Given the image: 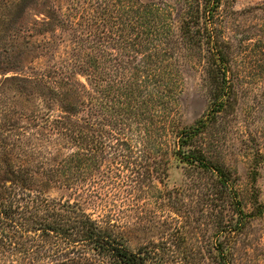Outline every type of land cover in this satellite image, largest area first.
<instances>
[{"label": "rangeland", "instance_id": "374dc122", "mask_svg": "<svg viewBox=\"0 0 264 264\" xmlns=\"http://www.w3.org/2000/svg\"><path fill=\"white\" fill-rule=\"evenodd\" d=\"M133 1L167 10L173 38H180L183 13L193 8V0ZM124 4V0H0V181L12 185L6 172L8 162L25 158L19 145L26 134L50 131L44 119L64 114L73 104L77 109L69 116L78 119L84 130L96 136L93 138L100 130L114 131L111 142L118 143V150L107 146V152H124L127 144H120L124 138H129L132 154L145 159L155 158L157 151L171 150L165 165L167 174L163 180L154 179L148 195L139 189H123L120 184L116 187L109 181L114 173L107 169L114 163L113 155L107 153L105 158L99 156L104 173L98 167L94 170L100 184L89 185L85 194L55 187L41 173L36 175L46 182L29 187L32 194L41 191L56 199L78 200L95 218L117 224L115 232L132 249L166 241L172 247L168 253L175 250L173 256L184 255L185 264H223L214 245L220 239L227 264H264V208H258L255 202L257 199L264 204V0H220L215 10L219 38L229 43L232 101L229 111L220 115L216 130L207 134L208 145L215 158L233 170L236 199L244 212L252 214L241 227L235 225V198L216 195L220 186L215 176L180 161L172 152L170 125L168 131L162 130L157 143L153 138V142L151 138L145 142L141 136L145 139L150 132H144V127L124 128L111 121L115 109L98 108L93 69L110 65L105 58L120 49L111 39L99 38L102 34L98 30L105 27L101 9L96 6L108 8L105 15L117 16ZM197 48L193 55L180 50L169 61L181 84L172 123L180 129L191 126L207 112L213 90L206 72V44ZM100 72L105 79L113 74ZM68 148L65 145L62 152H68ZM7 150L15 155H6ZM124 171L123 177L135 174ZM223 217L234 221L220 236L218 231L225 226ZM38 241L25 243L27 253H12L0 245V264H50V259L42 258Z\"/></svg>", "mask_w": 264, "mask_h": 264}, {"label": "trees", "instance_id": "16d2710c", "mask_svg": "<svg viewBox=\"0 0 264 264\" xmlns=\"http://www.w3.org/2000/svg\"><path fill=\"white\" fill-rule=\"evenodd\" d=\"M124 1L117 16L112 13L105 15L106 10L112 8L110 3H106L108 8L96 6L101 9L99 14L105 27L98 30L102 34L99 38L111 39L112 45L120 49L118 54L109 53L105 58L110 65H97L95 71L93 69L96 92L99 94L98 108L102 111L105 106L115 109L116 114L111 116V121L124 128L132 129L133 125L140 129L144 127V132H150L145 139L141 136L145 142L151 138L157 143L162 130L168 131L170 125L174 144L172 152L180 161L215 176V183L220 186L216 195L219 198L228 195L235 198L233 204L238 214L235 225L241 227L252 214L241 208V202L236 199V175L215 158L207 136L216 130L220 115L229 111L232 101L229 43L219 38L215 27V10L220 0H191L193 8L183 13L181 19L180 38L172 36L167 10L154 8L151 3ZM158 41L163 43L162 46L157 44ZM203 44L207 47L204 56L209 63L206 72L213 88L209 108L194 124L180 129L172 123H175L173 115L179 107L181 84L177 82L176 70L169 61L180 50L193 55ZM100 71L113 74L105 79ZM105 99L109 103L103 104ZM75 109L77 107L72 104L64 114L45 118V128L50 131L26 134V140H21L19 145L25 158L8 162L6 172L12 185L7 186L0 181V245L12 253L26 252L25 243L28 240L40 239L37 245L41 247L42 258L50 259V264H185L184 255L173 256L175 250L168 253L172 247L166 241L162 244L150 242L132 249L123 236L115 232L117 224L95 218L78 200L48 197L36 189L37 192L32 194L29 187L46 182L37 173L44 175L55 187L76 189L78 195L85 194L90 186L100 184L94 170L98 167L100 173H104L99 156L105 158L107 153L113 155L114 163L109 164L107 169L108 173H114L109 181H113L116 187L139 189L148 195L153 189L154 179L165 178V165L171 150L157 151L155 158L145 159L143 155L132 154L130 140L124 138L120 143L128 145L123 147L124 152H107V146L118 150V143L111 142L115 138L114 131L100 130L97 138H93L96 136L84 130L78 119L69 116L75 114ZM104 138L110 143L106 144ZM96 142L98 145L94 146ZM65 145L70 148L66 153L62 152ZM12 153L7 150L6 155ZM147 160L149 163L146 164ZM124 169L138 175L123 177ZM154 188L157 189V186ZM255 202L258 208H264V204L257 199ZM224 218L221 221L225 226L218 231L220 236L234 221V218ZM178 237L181 236L178 234ZM214 245L224 259L223 264H227L223 241L217 239Z\"/></svg>", "mask_w": 264, "mask_h": 264}]
</instances>
